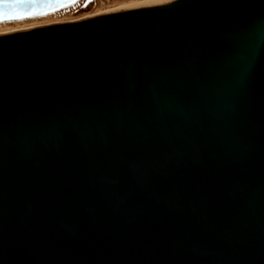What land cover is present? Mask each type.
Masks as SVG:
<instances>
[{
  "label": "water",
  "instance_id": "obj_1",
  "mask_svg": "<svg viewBox=\"0 0 264 264\" xmlns=\"http://www.w3.org/2000/svg\"><path fill=\"white\" fill-rule=\"evenodd\" d=\"M0 264H264V0L0 35Z\"/></svg>",
  "mask_w": 264,
  "mask_h": 264
},
{
  "label": "rangeland",
  "instance_id": "obj_2",
  "mask_svg": "<svg viewBox=\"0 0 264 264\" xmlns=\"http://www.w3.org/2000/svg\"><path fill=\"white\" fill-rule=\"evenodd\" d=\"M150 0H80L76 4L66 7L60 11L32 19L21 20L14 27H27L41 23H49L63 20H74L83 16L96 14L111 8L130 6L148 2Z\"/></svg>",
  "mask_w": 264,
  "mask_h": 264
},
{
  "label": "bare ground",
  "instance_id": "obj_3",
  "mask_svg": "<svg viewBox=\"0 0 264 264\" xmlns=\"http://www.w3.org/2000/svg\"><path fill=\"white\" fill-rule=\"evenodd\" d=\"M155 1H160V0H150V1L145 2V3H150V2H155ZM145 3L142 2L141 4H145ZM135 5H140V3L139 4L137 3ZM135 5H130V6H135ZM130 6L111 8V9L106 10V11H102V12L87 15V16H83V17H80V18H77L74 20H63V21H56V22H49V23H41V24H37V25H30L27 27L10 26L11 24H17L19 21L3 22V23H0V35L13 34V33H18V32L33 30V29L45 27V26H48L51 24H60V23H64V22H76V21H81V20H88V19L104 16V15H107L109 13L124 9L126 7H130Z\"/></svg>",
  "mask_w": 264,
  "mask_h": 264
}]
</instances>
